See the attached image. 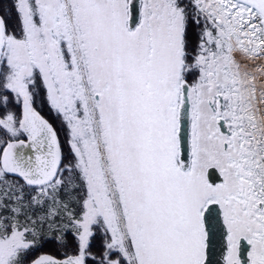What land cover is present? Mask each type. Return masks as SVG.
Instances as JSON below:
<instances>
[{
  "label": "rangeland",
  "instance_id": "obj_1",
  "mask_svg": "<svg viewBox=\"0 0 264 264\" xmlns=\"http://www.w3.org/2000/svg\"><path fill=\"white\" fill-rule=\"evenodd\" d=\"M15 1L22 36L3 26L0 73L21 101L32 99L38 88L32 96L28 47L46 60L44 92L65 114L69 146L87 187L80 254L89 255L91 228L100 216L112 249H126L128 264H151L159 244L180 250L197 243L201 210L210 200L221 206L229 201V215L237 219L231 226L239 233L249 228L264 234V46L244 35L249 50L232 44L226 66L219 50L205 44L190 70L185 1L142 0L134 30L127 27L128 0ZM58 40L65 54L74 53L78 71L61 65ZM182 79L190 84L195 124L188 171L179 167L174 131ZM1 122L9 135H18L12 114ZM210 166L222 172V183L208 182ZM255 242L252 253L261 264L264 238ZM26 246L22 232L12 230L0 239V264Z\"/></svg>",
  "mask_w": 264,
  "mask_h": 264
},
{
  "label": "trees",
  "instance_id": "obj_2",
  "mask_svg": "<svg viewBox=\"0 0 264 264\" xmlns=\"http://www.w3.org/2000/svg\"><path fill=\"white\" fill-rule=\"evenodd\" d=\"M185 1L182 12L186 21L187 33L185 63L191 65L201 54L200 48L207 45L208 49L221 54L222 64L227 66V44L219 31L198 11L193 0H176L178 4ZM0 17L7 33L20 38L22 36L21 18L15 0H0ZM193 20L200 22L196 28ZM196 39H198L196 41ZM196 50H195V47ZM195 51V53H194ZM195 72L196 69H194ZM3 73V68H2ZM233 74L232 70L228 72ZM227 73V74H228ZM228 76H231L229 75ZM188 81V80H187ZM38 94L31 101L34 107L45 115L54 127L61 145L62 165L59 181L46 187L30 186L21 178L5 173L0 167V239L12 230L22 232L27 243L18 248L9 259V264H29L36 257L50 253L64 257L80 252L79 235L82 232L83 201L87 187L78 159L69 146L70 129L66 120L59 116L58 110L49 102L44 86H37ZM21 99L16 96L0 73V155L10 139L21 135L19 121L21 119ZM46 108L49 113L46 112ZM12 114L13 123L18 135L8 134L2 126L6 116ZM14 136V137H12ZM261 152L264 147H260ZM89 245L86 248V264H126L121 250L111 248L112 238L104 219L96 218L91 228ZM114 259L115 262H112Z\"/></svg>",
  "mask_w": 264,
  "mask_h": 264
},
{
  "label": "water",
  "instance_id": "obj_3",
  "mask_svg": "<svg viewBox=\"0 0 264 264\" xmlns=\"http://www.w3.org/2000/svg\"><path fill=\"white\" fill-rule=\"evenodd\" d=\"M244 1L254 4L264 16V0ZM141 7L142 0L128 1L129 29H134L140 23ZM2 39L3 24L0 19V50ZM180 85L176 129L178 163L183 171H187L192 165L190 86L185 79L181 81ZM219 126L223 132H226L223 119L220 120ZM21 129L27 135V140H13L7 143L0 157L2 169L33 186L52 182L61 164L59 143L51 124L34 110L28 98H24L22 103ZM206 175L208 182L212 185L224 180L222 173L215 166L208 167ZM201 217L206 232L203 264H227L228 230L220 203L217 200L208 201L202 208ZM30 264H85V259L81 254L59 258L46 253L37 257Z\"/></svg>",
  "mask_w": 264,
  "mask_h": 264
},
{
  "label": "flooded vegetation",
  "instance_id": "obj_4",
  "mask_svg": "<svg viewBox=\"0 0 264 264\" xmlns=\"http://www.w3.org/2000/svg\"><path fill=\"white\" fill-rule=\"evenodd\" d=\"M31 7H32V5H31ZM28 12H29V15H31V17H33L34 11H28ZM36 13H35L36 15L34 17L38 16L37 11H36ZM57 47H58L57 56L60 60L61 65L62 66L65 65L67 67H72L73 72L78 71V65L74 59V53H72L71 49H69L70 52L65 54L64 41L61 42L60 40H58V46ZM28 65H29V67H28L29 73L27 76V82L31 86L30 92L32 91L31 95H33V90L37 86L43 85L44 87H46V80H47L46 74H48L46 71V68H45L46 67V60H37L35 55H33L32 48L28 47ZM31 103H32V101H31ZM32 106L36 112L41 114L48 121L47 117L45 115H43L42 113H40L34 107L33 103H32ZM54 109L58 110L55 106H54ZM46 112L49 113V110L47 108H46ZM58 113H59V116H62L65 119L64 113H62L59 110H58ZM21 120H22V102H21V119L19 121V129L22 133L16 139L26 140L27 136L21 130V124H20ZM174 122H175L174 131L176 132V128H177V124H178L177 123V114L174 117ZM53 129H54V127H53ZM194 129H195L194 119L191 116V145H192V141L194 138ZM54 132L56 134L55 129H54ZM56 137H57L59 147H60V152H61V145H60V141L58 139L57 134H56ZM175 137H176V135H175ZM61 165H62V153H61V164H60V167L58 169V173H57L55 179L52 182L43 185V187H46V186H48L54 182L59 181L60 174H61ZM28 185H30V184H28ZM30 186H32V185H30ZM220 206H221V204H220ZM230 206H231V204H229V201L222 203V206H221L222 213L224 216V221L226 223L227 230H228L227 239H228V244H229V251L227 253V264H229L230 260H232V264H255V262H257V259H256L255 255L252 253V251H253L255 244H256L255 241H260L261 239H263L264 234H263V232L255 234L254 230L249 229V228L247 230H241V233H239L237 231L238 228L234 229L233 226H231V224L233 225V223L236 222L237 219L231 218V216L229 215ZM202 226H203V224H202ZM260 227H262V226H260ZM196 232L199 235V238L196 239L197 243H194V245L192 244L189 248L186 245H181L180 250H179V248L175 249L174 246L173 247L169 246L170 248L164 249L162 247V244H159L158 245L159 247L157 250V255H155L152 258L151 264H203V261L205 258V237H206V232L204 230V226H203V231L196 230ZM115 246H117V245H115ZM114 248L116 250H121V252L123 254V259L125 260V263L127 262L126 264H128L129 257L127 255L126 249H124L122 247H118V248L114 247ZM158 253H159V255H158ZM260 258H261L260 263L264 264V257L260 255ZM111 260L113 262H115L114 259H111Z\"/></svg>",
  "mask_w": 264,
  "mask_h": 264
},
{
  "label": "built area",
  "instance_id": "obj_5",
  "mask_svg": "<svg viewBox=\"0 0 264 264\" xmlns=\"http://www.w3.org/2000/svg\"><path fill=\"white\" fill-rule=\"evenodd\" d=\"M194 1L203 13L208 14V12L211 11L218 17L219 23L224 26L225 34L231 44L235 45L236 43L235 39L232 37L233 32H238L239 29L242 28L247 30V36L249 38L254 37V40H250V42L258 41L259 44L262 43L259 36L261 22L253 7L239 4L233 0H223L222 5L227 9L225 12L218 8L221 0ZM206 4H208V6H206Z\"/></svg>",
  "mask_w": 264,
  "mask_h": 264
}]
</instances>
